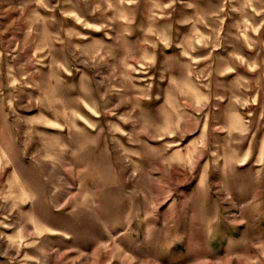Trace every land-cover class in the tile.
Instances as JSON below:
<instances>
[{
  "label": "rangeland",
  "instance_id": "1",
  "mask_svg": "<svg viewBox=\"0 0 264 264\" xmlns=\"http://www.w3.org/2000/svg\"><path fill=\"white\" fill-rule=\"evenodd\" d=\"M0 264H264V0H0Z\"/></svg>",
  "mask_w": 264,
  "mask_h": 264
}]
</instances>
